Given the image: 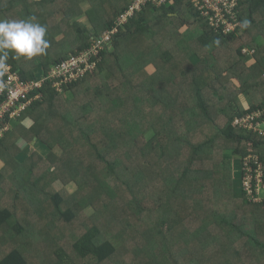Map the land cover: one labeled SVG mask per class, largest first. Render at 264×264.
I'll use <instances>...</instances> for the list:
<instances>
[{
	"label": "trees",
	"instance_id": "trees-1",
	"mask_svg": "<svg viewBox=\"0 0 264 264\" xmlns=\"http://www.w3.org/2000/svg\"><path fill=\"white\" fill-rule=\"evenodd\" d=\"M133 1L0 0L4 20L46 28L44 53L9 51L4 61L24 81L116 29L85 62L93 69L61 93L46 81L33 93L42 99L10 121L0 142V264H264V200L238 197L242 173L225 158L264 160V137L233 124L264 110V0H238L230 34L191 0L144 5L116 27ZM67 91L73 99L60 96ZM21 139L48 154L19 161Z\"/></svg>",
	"mask_w": 264,
	"mask_h": 264
},
{
	"label": "built area",
	"instance_id": "built-area-1",
	"mask_svg": "<svg viewBox=\"0 0 264 264\" xmlns=\"http://www.w3.org/2000/svg\"><path fill=\"white\" fill-rule=\"evenodd\" d=\"M175 0H134L129 8L121 13L116 20V27L126 23L135 11L142 6L153 4L158 7L168 6ZM193 6L208 18L210 25L216 30H223L224 34H230L239 26L237 22L236 8L238 0H191ZM116 32L113 29L106 32L96 41L91 48L76 57H71L62 61L41 78L24 81L18 72L8 64H1L0 74V142L5 138L6 133L11 129L10 121H17L22 113L28 109L33 102L42 99V94H33L40 90L46 81H53L56 91H61V83L72 81L84 74L85 71L93 69V64L86 65L91 56L97 55L108 43L111 35ZM249 53V51L244 50ZM253 54L252 51H250ZM235 126L244 127L264 137V110L254 111L246 118H236L233 122ZM242 178L245 183L244 192L248 198L255 202H260L253 198L258 194L259 188L264 186V160L251 155L243 160Z\"/></svg>",
	"mask_w": 264,
	"mask_h": 264
},
{
	"label": "rangeland",
	"instance_id": "rangeland-1",
	"mask_svg": "<svg viewBox=\"0 0 264 264\" xmlns=\"http://www.w3.org/2000/svg\"><path fill=\"white\" fill-rule=\"evenodd\" d=\"M117 6V4H116ZM118 8V7H117ZM0 19L4 20L3 16L0 17ZM79 22L81 23H86V18L84 16H80L79 17ZM32 22V21H31ZM59 42L62 43V40L61 38H58ZM257 43L259 44H264V37H259L257 38L256 40ZM246 51H249V53L245 52L244 51V54L247 55V62L245 60V63H247V65H251L254 63L255 60L252 61V57L250 55H252L250 53V50L248 49H245ZM219 57L225 59L222 55H219ZM227 57V56H226ZM226 60V59H225ZM3 64H5L3 62ZM42 73V70L38 69L37 70V74L40 75ZM104 75H107V73L105 71L102 72ZM0 74H1V64H0ZM116 83H119V80H116ZM233 85L239 89V84L236 82V81H233ZM59 93H61L62 91H58ZM60 96H62V98H64L65 100H71L73 99V95L71 92L67 91V92H63L62 94H60ZM240 100L243 104V107L248 109L249 108V104H250V101L249 99L244 95H240ZM16 123H19V121H17ZM26 128H30L32 127L31 125V122H28L27 120L26 121H23L21 122ZM153 135V132L152 131H148L146 134H145V139H149L151 138ZM18 148H20L21 150V153L19 154V157H18V160L21 161V162H25V160L29 157L30 154H32L33 152H37L38 154L42 155V156H45L48 154L49 150L44 146L42 145L41 143L37 142V140H34V141H31V142H28L26 140H23L21 139L19 142H18ZM60 150L58 148L55 149L54 152H56L57 154L60 153L59 152ZM225 158H227L228 160H232L233 161V167L235 170H238L241 171L242 173V167H243V161H239L237 159L234 160V157L231 153V151H228V152H225ZM3 165V162L0 160V170L3 168L2 167ZM237 167V168H236ZM26 168H27V164L25 163V165L23 164L22 167H20L19 169H17V171H15V175L17 177V180H18V183H23V175L26 171ZM22 177V178H21ZM240 176H238V182L236 183V194L239 195L238 197H241L242 193L244 192V186H245V183L243 182V178H239ZM240 179V180H239ZM54 187L55 189H60V188H65L66 190H69V191H73L76 189V186L73 182H68L67 184H63L62 182L60 181H56L54 183ZM264 198V186L260 187L259 188V192L258 194L256 193L255 195H253V198H255V200H259L260 198ZM84 212L89 215L92 213V209L91 208H86L84 210Z\"/></svg>",
	"mask_w": 264,
	"mask_h": 264
},
{
	"label": "clouds",
	"instance_id": "clouds-1",
	"mask_svg": "<svg viewBox=\"0 0 264 264\" xmlns=\"http://www.w3.org/2000/svg\"><path fill=\"white\" fill-rule=\"evenodd\" d=\"M45 33L46 28L38 23L0 19V64L6 60L9 51L16 58H31L44 53L48 47Z\"/></svg>",
	"mask_w": 264,
	"mask_h": 264
},
{
	"label": "crops",
	"instance_id": "crops-1",
	"mask_svg": "<svg viewBox=\"0 0 264 264\" xmlns=\"http://www.w3.org/2000/svg\"><path fill=\"white\" fill-rule=\"evenodd\" d=\"M28 122H31V124H33V121L32 120H30V119H26ZM25 120V121H26ZM32 126V125H31Z\"/></svg>",
	"mask_w": 264,
	"mask_h": 264
}]
</instances>
